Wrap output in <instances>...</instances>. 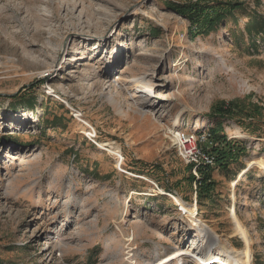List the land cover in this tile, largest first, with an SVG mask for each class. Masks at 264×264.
<instances>
[{"label": "rangeland", "instance_id": "obj_1", "mask_svg": "<svg viewBox=\"0 0 264 264\" xmlns=\"http://www.w3.org/2000/svg\"><path fill=\"white\" fill-rule=\"evenodd\" d=\"M177 1L0 0V264H264V0L194 38ZM208 127L233 158L199 198L167 133Z\"/></svg>", "mask_w": 264, "mask_h": 264}, {"label": "trees", "instance_id": "obj_2", "mask_svg": "<svg viewBox=\"0 0 264 264\" xmlns=\"http://www.w3.org/2000/svg\"><path fill=\"white\" fill-rule=\"evenodd\" d=\"M167 6L188 20V34L194 38L200 35H207L211 31L216 30L227 15L242 5L235 0H179L177 2H167ZM246 29L249 37H252L253 33L255 35L262 34L264 37V17L255 13L254 18L251 19ZM253 46L255 47L256 45L254 44ZM209 116L216 118L229 117L239 122L243 118L248 120L261 116V109L254 104L232 101L226 105L221 103L214 106ZM211 132L219 145L214 150L217 155V162L225 166V162L233 158L232 148L229 146L226 137L220 134L221 130L217 134L214 130ZM187 168L189 171L191 170V166H187ZM210 172L211 170L207 169L200 170L199 180H196L193 175L189 177L191 181L195 182L197 197L199 198L212 190L213 184H211Z\"/></svg>", "mask_w": 264, "mask_h": 264}, {"label": "built area", "instance_id": "obj_3", "mask_svg": "<svg viewBox=\"0 0 264 264\" xmlns=\"http://www.w3.org/2000/svg\"><path fill=\"white\" fill-rule=\"evenodd\" d=\"M201 129L187 131L172 128L167 133L176 155L185 165L191 166V174L196 180L200 179V170L215 168L217 155L214 150L219 146L209 127ZM195 201L196 195L194 196Z\"/></svg>", "mask_w": 264, "mask_h": 264}, {"label": "bare ground", "instance_id": "obj_4", "mask_svg": "<svg viewBox=\"0 0 264 264\" xmlns=\"http://www.w3.org/2000/svg\"><path fill=\"white\" fill-rule=\"evenodd\" d=\"M124 72V71H123ZM115 83V81L113 80V82H111L110 84L113 86V84ZM112 86H108L109 88H112ZM139 92V94H132L130 95L128 98L132 100L133 104L135 106H142L141 104H143L142 102L144 101V103L146 104V102L148 103L150 101L149 99V94H152L150 89L147 88H143V90L137 91ZM116 100H114L113 102L115 103ZM151 105H149L148 107H150ZM118 113L123 115V111L122 110H118ZM146 113H150V111H145L144 114ZM90 136V134H88ZM114 153L118 154L119 149L115 148L114 149ZM117 166V165H116ZM174 202L177 204V206H179L180 209H185L184 204L178 199V198H173ZM197 222H200L199 220H197ZM123 225H126V221L125 219L122 217L121 218V223ZM50 238V237H49ZM48 239V238H47ZM51 240V238H50ZM53 245H55L57 247L58 250H61L64 247V243L62 241V238H60V236H58L55 241L53 242Z\"/></svg>", "mask_w": 264, "mask_h": 264}, {"label": "crops", "instance_id": "obj_5", "mask_svg": "<svg viewBox=\"0 0 264 264\" xmlns=\"http://www.w3.org/2000/svg\"><path fill=\"white\" fill-rule=\"evenodd\" d=\"M246 188H249L250 189V186L249 187H246Z\"/></svg>", "mask_w": 264, "mask_h": 264}]
</instances>
